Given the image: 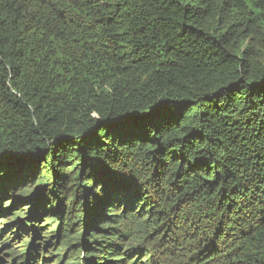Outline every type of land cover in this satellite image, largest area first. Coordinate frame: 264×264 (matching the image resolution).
I'll return each instance as SVG.
<instances>
[{
	"label": "trees",
	"instance_id": "obj_1",
	"mask_svg": "<svg viewBox=\"0 0 264 264\" xmlns=\"http://www.w3.org/2000/svg\"><path fill=\"white\" fill-rule=\"evenodd\" d=\"M10 218L15 264H264V0H0Z\"/></svg>",
	"mask_w": 264,
	"mask_h": 264
},
{
	"label": "rangeland",
	"instance_id": "obj_2",
	"mask_svg": "<svg viewBox=\"0 0 264 264\" xmlns=\"http://www.w3.org/2000/svg\"><path fill=\"white\" fill-rule=\"evenodd\" d=\"M25 208H27V207H25ZM10 215H12V214H10ZM12 221H13V218H10V220H1L0 219V228L2 227L1 229H3L5 227L4 223H8L9 224ZM41 224L44 225L46 223L43 222V220H41ZM51 225H53V224H51ZM54 227L55 226H52L51 227V226L45 225L43 227L44 230H45L44 231V236H47L48 237L49 235L46 232H48L49 230L50 231L53 230ZM16 230L17 229L15 227H12V231H10L6 236L1 237L0 238V241H4L6 239V237H8V236L9 237H13V236L16 237V235H15L16 234ZM22 235H23V233H22ZM13 242H15V241H13ZM39 242L42 243V240H41L40 237L34 238V237H32L29 234V235L25 236V238L22 237L20 240L16 241L15 245L13 243V245H14L15 248L17 247V250L18 249H21L22 250V248H20V244L22 246L24 245L25 250L24 251H21V253L25 254L26 256L28 255L29 250H33L34 252L38 253V258L36 259V263L37 264H59V261L56 259V257H58V256H56L55 255L56 252L53 251L55 249L53 248V250H52V247L53 246H48V248L47 247L46 248L44 247L45 249L43 247H39V249H38L35 246V244H38ZM29 246H30V248H29ZM2 259H3V262L0 263V264H8V263L9 264H15V262L12 260V258L10 259V255L5 256V252L4 253L3 252H0V262L2 261Z\"/></svg>",
	"mask_w": 264,
	"mask_h": 264
}]
</instances>
